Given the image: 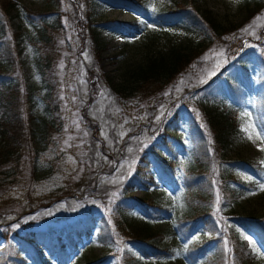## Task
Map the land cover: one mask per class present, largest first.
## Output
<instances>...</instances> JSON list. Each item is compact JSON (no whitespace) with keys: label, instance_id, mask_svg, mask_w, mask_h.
Masks as SVG:
<instances>
[{"label":"rangeland","instance_id":"374dc122","mask_svg":"<svg viewBox=\"0 0 264 264\" xmlns=\"http://www.w3.org/2000/svg\"><path fill=\"white\" fill-rule=\"evenodd\" d=\"M14 1L21 7L52 13L50 19L59 11L76 10L84 24L77 29L79 36H56L60 47L49 85L32 68L33 51L28 47L22 52L26 43L17 42L15 77L23 78L37 93L33 99L38 103L50 86L54 102L50 111L43 104L29 102L32 115L22 159L16 168L0 170V264H44L40 252L48 264H62L51 257L47 246L58 243L55 237L65 243L71 237L76 240L73 230L84 226L94 227L92 237L83 238L76 250L66 252L68 264H204L201 259L218 242L214 239L190 254L188 240L175 224L185 210L180 199L182 176L189 167V150L196 148L195 135L203 133L196 125L201 122L208 129V116L216 108L214 114L224 120L230 142L225 153L208 152L213 166L221 162L226 168L229 162L234 170L229 182L234 188L255 182L256 174L248 163L264 169V111L257 99L245 94L244 104L235 101L240 104L236 112L224 110L234 101H227L230 85L239 100L244 93L243 75L251 76L254 93L259 76L264 77V4L255 13V4L246 0H195L200 11L210 12L221 25L226 44L201 47L184 78L163 87L148 85L145 91L126 92L125 88L137 84L133 82L136 76L131 75L153 58L173 47L195 51L201 44V37L182 23L161 24L155 19L156 11H170L180 0H145L149 16L139 19V27L118 32L113 30L115 24L107 23H131L137 16L113 0ZM91 13L94 16L88 25ZM9 14L13 24L19 25L20 13L12 10ZM145 21L153 27H146ZM64 23L70 26L67 19ZM245 28L247 33L242 31ZM99 32V39L108 42L106 51L100 53L94 50L93 37ZM221 49L223 56L219 55ZM257 56L259 67H252ZM217 62L219 67L214 69ZM241 64L247 65L248 73ZM213 70L216 74L210 75ZM223 72L226 83L220 81L218 86L224 100L218 102L213 93L204 95L201 89ZM173 178L177 183L171 182ZM259 183L241 195L234 213L226 208L221 215L217 239H223L226 264H236L239 259L235 256L242 249L255 255L254 264H264V244L239 221L254 219L264 228V190ZM193 230L198 240L210 238L202 225ZM245 236L254 242L256 251ZM48 239L47 245H41ZM145 244L169 254L153 248H147L146 254L142 251ZM245 259H249L247 254Z\"/></svg>","mask_w":264,"mask_h":264},{"label":"trees","instance_id":"16d2710c","mask_svg":"<svg viewBox=\"0 0 264 264\" xmlns=\"http://www.w3.org/2000/svg\"><path fill=\"white\" fill-rule=\"evenodd\" d=\"M61 4V0H55ZM120 3L124 8L133 10L137 17L148 16L150 10L145 0H113ZM248 4H255V13H259L257 8H260L264 4V0H246ZM195 0H180L175 3L174 8L170 11H156L154 13L155 19L159 20L161 24H167L169 22H180L182 25L190 28L201 37V44L199 43L193 49L172 48L167 54L161 55L160 58H153L146 67H139L135 75L136 86L133 88H125L126 92L131 90H144L148 85L153 87H163L168 83L184 78L188 76L189 70L193 68L192 64L195 61L197 52L206 44L210 46L220 45L224 42L222 39L221 25H218L214 20L210 12H202L196 7ZM18 11L20 13V24H13L14 18H11L10 11ZM76 11V10H75ZM62 10L56 14L54 19L48 18V12H40L30 8L21 7L20 4L14 0H0V170H10L11 167H15L20 163L22 157V150L24 145L28 143V134L30 130V117L32 115L31 106L36 105L39 101L33 99L37 97V93L28 87L23 78L15 77L17 73L15 70L17 59V42H25V50L28 47L33 51V70H36L37 74L45 84L50 83L49 74L55 59L58 56L60 44L56 36L60 37V33L64 34V38H68L69 33L71 36H79L77 33L78 27L83 22L80 21L78 11ZM94 14V13H93ZM92 13L87 17L88 25L91 23V18L94 16ZM252 17V15H251ZM250 17V18H251ZM64 19L70 22V26L64 23ZM25 20V21H24ZM28 25L33 30L31 32L24 30V25ZM107 24H115L113 30L126 31V29L139 27L138 19L130 24H123L119 21L109 22ZM92 26V25H91ZM17 27V29H15ZM113 28V27H112ZM110 28V29H112ZM114 31V32H115ZM96 35V37H95ZM101 32L94 33L93 37L96 38V44L94 50L99 53L104 52L107 49V43L103 39H99ZM83 43L85 39L83 38ZM22 44V43H20ZM255 63L252 67H259V56L253 58ZM243 65V64H241ZM245 67L246 73H248L247 65ZM223 74V75H222ZM219 75L211 85L202 89V94L210 95L214 94L215 100L221 102L222 88L219 87L218 82L223 81L226 83L224 72ZM241 81V88L244 91L243 98L237 99L234 94L235 89L232 85L228 88L230 95L227 99H233L232 106H226L224 110H227L228 114L236 112L240 108V104L245 103V94L248 96H254L257 99V106H260L264 111V87L262 82L264 77L259 76V85L256 86V91L252 87L251 76L243 75ZM50 89L51 87L48 86ZM47 88V89H48ZM46 96L42 97V102L38 103L40 106L43 104L46 111L51 110V104L54 102V98L50 90ZM39 94V93H38ZM226 95V94H225ZM221 96V97H220ZM27 98V100H26ZM25 100V101H24ZM29 102H33L30 105ZM27 104H29L27 106ZM225 107V106H224ZM57 109L56 105L52 108L53 111ZM217 109V108H216ZM215 109V110H216ZM214 110V111H215ZM214 111L210 112L209 127L212 132L210 133L207 128L202 126V123L196 125L203 133L196 136V148L190 149L188 154L189 164L185 172H183L182 179L184 185L181 187V201L185 205V210L180 213V216L175 219L176 225L182 228L184 235L186 236L189 244L190 254L198 252L201 248H204L214 239L217 240L218 246L209 253L206 258L201 259L204 264H226L224 255L221 249L223 245V239L218 235L221 233V226L223 224L224 210L228 208L231 213L235 212V206L241 197L246 193L249 188L254 187L255 183L264 182V169L259 165L255 166L253 163H248L250 167L254 169L256 174V180L252 184L239 183L234 187L230 182L234 175V170L226 161V168H223V163L219 162L216 167L213 166L212 160L207 157L208 152L225 153L229 146L230 138L227 132L226 124L224 120L219 119L218 115L214 114ZM222 113H219L221 115ZM226 116V112H224ZM229 116V115H227ZM34 117V114H33ZM264 119V112H262ZM232 120V118H226ZM170 160V159H169ZM218 161V160H217ZM165 163V161H160ZM220 169V170H219ZM261 172L259 174L258 172ZM172 172L171 175H173ZM153 177V176H152ZM177 183V180L173 178L171 181ZM219 197V202H218ZM153 206V205H152ZM219 209V211L217 210ZM240 223L246 227V230L256 234L262 242H264V228L259 224V221L254 219H242L239 218ZM197 225H202V229L210 234V238L197 239L192 233ZM93 226L83 227L79 230H73L74 237L69 238V243H65L62 238H54V241L58 242L54 246H47L51 257L56 256L59 262L62 264H68V258L66 252L68 250H76L78 243L82 242L83 238H91ZM197 234H200L199 232ZM228 234V231H226ZM222 241V242H221ZM41 245H47V241H41ZM142 247L144 253L149 254L147 248H153L159 253L169 254L164 249L152 247V245H146ZM222 254V255H221ZM236 255L239 261L236 264H254L255 255L250 250L242 249V252ZM245 254L249 259H245ZM40 259L42 263L48 264L49 260L43 258L40 252ZM226 259V255H225Z\"/></svg>","mask_w":264,"mask_h":264},{"label":"snow or ice","instance_id":"6c2138e0","mask_svg":"<svg viewBox=\"0 0 264 264\" xmlns=\"http://www.w3.org/2000/svg\"><path fill=\"white\" fill-rule=\"evenodd\" d=\"M152 11L155 12V11H156V8L153 7V8H152ZM144 23L146 24V27H148V28H152V27H153V25H152L151 23H148V22H146V21H145ZM249 27H251V25H250ZM242 31L245 32V33H247V32H248V28L242 29ZM219 55H220V56H223V50H222V49H221ZM204 59L207 60L208 57L206 56ZM225 62H226V61H225ZM218 67H219V62H217V64L214 65V69H215V68H218ZM215 74H216L215 70H213V71L210 72V75H215ZM201 82L203 83L204 81H201ZM177 90H179V89H177ZM166 95H167V93H166ZM196 114H197V116L199 115V113H196ZM162 115H163V113H162ZM159 119H160V117H157V120H159ZM261 123L264 124V121H262ZM242 130H245V129H242ZM261 133H264V126L261 127ZM121 135H123V133H122ZM248 138L251 139V136H249ZM257 138L260 139L261 136L258 135ZM261 150L264 151V148H262ZM129 151H131V149H129ZM129 168H131V165L129 166ZM128 174L130 175L131 172L129 171ZM249 179H250V178H249ZM258 186L260 187L261 190H264V183H259ZM115 195H116V194L113 193V196H115ZM218 202H219V197H218ZM217 210L219 211V209H217ZM15 227H19V225H16ZM244 238H245L246 240H248L249 244H252V245H253V250L256 251L257 249H256V246H255L254 242H253L248 236H245Z\"/></svg>","mask_w":264,"mask_h":264}]
</instances>
